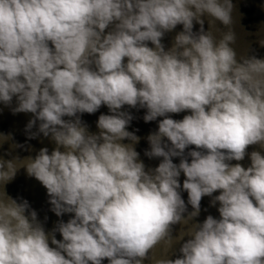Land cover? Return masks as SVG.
<instances>
[{
	"label": "clouds",
	"instance_id": "clouds-1",
	"mask_svg": "<svg viewBox=\"0 0 264 264\" xmlns=\"http://www.w3.org/2000/svg\"><path fill=\"white\" fill-rule=\"evenodd\" d=\"M233 11V0H0V103L32 114L28 140L56 145L0 157V264H264V58H238ZM101 106L110 114L91 133L81 116ZM125 106L161 118L144 151L155 168ZM21 168L51 212L70 214L51 232L6 190ZM206 196L219 217L198 221Z\"/></svg>",
	"mask_w": 264,
	"mask_h": 264
}]
</instances>
